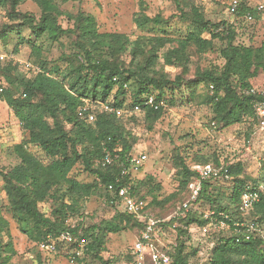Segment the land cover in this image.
Here are the masks:
<instances>
[{
  "label": "trees",
  "instance_id": "obj_1",
  "mask_svg": "<svg viewBox=\"0 0 264 264\" xmlns=\"http://www.w3.org/2000/svg\"><path fill=\"white\" fill-rule=\"evenodd\" d=\"M25 1L0 0V5H8L16 16L23 19L25 25L33 29L38 38L46 36L58 42L61 36L66 35L74 39L70 54L63 52L55 62L46 63L41 69L35 68L32 70L33 77L23 79L18 84L22 87L20 96H15L13 90L8 89L0 97L29 133L26 144L20 143L14 147L18 163L7 172L0 171V176L13 217L18 221L21 232L35 244L39 253L69 257L75 251V245L62 242L61 237L70 233L85 242L83 255L75 253V264H87L90 257L101 264H111L103 258L108 230L103 229L101 224L89 223L94 221L97 214L83 212L80 204L81 199L88 200L97 191L103 192L105 211L110 215L108 220L103 221L125 222L129 228L137 231V239L146 226L147 215L159 220L154 213L159 215V209L171 204L178 194L163 200L153 198L147 201L143 191L144 182L137 178L138 174L121 177V163L125 164L130 153L140 150L134 147L131 135L117 123L118 116L93 109L96 119L89 122L86 113L81 116L82 109L88 102L92 107L102 103L122 109L125 93L134 81L137 90L133 95V106L142 110L149 129H153L170 103L165 98L166 88L171 86L178 89L185 82L181 75L170 80L157 72L162 51L168 49L163 56L166 67L184 70L190 63V47L194 46L197 53L203 54L208 50L214 51L215 44L220 43L222 47L219 53L224 60L223 66L199 71L196 75V81L204 84L209 91L201 104L210 105L214 109V121L220 123L221 128L248 122L251 132L242 149L223 148L214 152L211 158L203 156L199 159V165L229 170L228 181L204 183L200 201L203 207L226 213L230 220L227 221V229L217 231L210 226L209 233L203 235L213 244V248L207 262L196 264H264V176L263 179L253 178L246 169V155L250 152L246 147L254 129L260 128L254 102L264 100L250 94L254 88L251 81L258 77L261 70L264 72V42L258 47L236 44L237 31L232 24L228 21L212 23L206 20L200 7L193 5L186 10L184 0H174L180 17L199 27L206 34L205 37L190 33L184 39L164 35L140 36L132 40L126 34L101 32L94 17L83 11L75 14L65 12L57 0H36L41 10V17L37 21L29 13L16 12L17 7ZM81 1L62 0L63 3ZM263 11L253 8L248 0H241L240 6L233 13L237 19L249 21V15L254 19ZM61 17H65L72 26L65 29L60 22ZM135 23L138 29H144L152 25L160 27L166 22L161 16L150 18L137 14ZM4 31L0 32V40L8 37ZM129 57L131 59L127 62L126 58ZM6 71L10 69L6 68ZM8 80L14 85L10 78ZM151 96L159 106L158 109L144 104ZM195 97L192 99L195 100ZM27 145L40 149L49 160L48 163L39 160L28 150ZM105 146L118 153L120 160L102 168L97 161L103 156ZM203 161L207 163L201 164ZM78 165L94 177L92 183H81L70 178ZM193 166L181 158L177 179L178 192H184V198L179 206L190 197L189 186L197 176ZM258 170L259 174L264 175V162L259 164ZM128 185L131 186V196L147 201L140 214H130L122 209L120 191ZM249 185L260 190L262 202L245 216L240 210L241 196ZM48 200L52 201L50 216L40 210V204ZM69 218L78 222L76 229L67 223ZM159 221L165 226H172L176 220ZM243 221L256 222L258 228L251 240L236 242L234 223ZM208 225L209 222L196 210L178 220L175 235L177 247L171 252L172 264H192L200 251L191 244L189 230L198 228L201 232ZM8 229L9 222L0 207V264H9L14 255L12 246L2 241V235ZM48 237L57 242L56 252L40 249L41 242L48 240ZM146 264L153 262L147 258Z\"/></svg>",
  "mask_w": 264,
  "mask_h": 264
},
{
  "label": "rangeland",
  "instance_id": "obj_2",
  "mask_svg": "<svg viewBox=\"0 0 264 264\" xmlns=\"http://www.w3.org/2000/svg\"><path fill=\"white\" fill-rule=\"evenodd\" d=\"M62 9L68 13L83 11L86 15L94 17L101 32L121 33L136 40L140 36H168L171 38H186L190 33L197 37H205L206 34L194 24L184 21L180 17L178 6L174 0H82L81 2L63 3L57 0ZM233 0H184L186 10L191 6H197L205 13L206 20L212 23L228 21L237 31L236 44L260 46L264 42V11L257 14L252 21L237 19L234 15L231 3ZM253 8L264 4V0H248ZM17 13L31 14L37 21L41 17V10L36 0H26L16 9ZM137 14L150 18L161 16L166 22L160 27L149 26L138 29L135 23ZM60 22L66 29L72 26L65 17ZM8 34L4 40H0V56H6L7 61L0 64V77L6 84V90L12 89L15 96H20L22 87L18 84L27 78L34 76L33 71L25 68L26 63L41 69L49 62H55L62 53L70 54L73 36H61L58 42L49 40L46 36L36 37L33 29L23 23V19L16 16L8 5H0V32ZM214 51L208 50L199 54L194 46L189 49L190 63L183 68L166 67L163 56L168 49L161 53L156 70L170 80H175L181 75L185 82L181 88L167 87L165 98L169 104L162 117L155 123L153 129H149V123L140 108L134 105L133 95L137 90V84L132 81L129 91L125 93L122 115L117 123L129 133L134 142V147L146 152L149 159L144 168L138 173L137 178L143 180V191L147 201L157 198L163 200L172 194H178L176 200L168 204L160 213L154 216L159 220L169 221L184 198V192H178L177 173L181 158L188 165L199 163V159L211 158L214 152L221 149H242L244 141L251 132L250 123H241L229 128H221V124L214 121L215 111L210 105L201 104L204 95L209 91L204 84L196 81L199 71L221 68L224 60L219 53L222 47L215 44ZM169 48V47H168ZM130 57L126 61H130ZM141 63V62H140ZM6 68L10 71H6ZM10 78L14 85L10 84ZM252 85L256 89L264 88V72L261 70L258 77L253 79ZM195 100H193V96ZM123 97H121L122 99ZM94 110L99 108L94 106ZM216 126H213V123ZM249 153L246 155V169L253 178H262L259 174V164L264 162V129L256 128L252 133ZM29 133L23 129L20 119L13 110L0 98V171L7 172L18 163L14 153V147L20 143H27ZM27 148L39 160L48 163L46 155L38 148L27 145ZM203 161L201 164H206ZM200 164V163H199ZM72 180L81 183H92L94 177L78 165L70 174ZM264 180V179H263ZM147 202L146 200H144ZM40 204V210L50 216L51 203ZM83 212L97 214L94 221L89 223L101 224L108 230L107 241L103 258L111 264H126L132 246L137 239V231L129 228L126 223L118 221L104 222L108 220L109 213L105 210L103 192H96L88 200L81 199ZM0 207L4 217L9 222V229L2 235V241L10 244L14 250L13 258L9 264H71L69 257L62 254L53 255L39 253L35 244L21 232L18 221L13 217L9 201L4 191V182L0 176ZM202 209H205L204 207ZM191 244L199 248V255L193 259L192 264L208 261L213 244L207 240L197 228H191ZM166 242V240H163ZM162 241V242H163ZM84 257V256H83ZM87 264H101L100 261L89 258Z\"/></svg>",
  "mask_w": 264,
  "mask_h": 264
},
{
  "label": "built area",
  "instance_id": "obj_3",
  "mask_svg": "<svg viewBox=\"0 0 264 264\" xmlns=\"http://www.w3.org/2000/svg\"><path fill=\"white\" fill-rule=\"evenodd\" d=\"M240 1L241 0L232 1V11H236L238 9V7L240 6ZM257 9L259 11H263L264 4L258 5ZM248 20L252 21L253 16L249 15ZM6 61V56H0V64ZM25 68L29 71L35 69V67L30 63H26ZM125 88H128V85H125ZM5 90V81L2 77H0V97L4 94ZM250 94L264 98V88H252L250 90ZM144 104L146 106H154L155 109L159 108V106L155 104V99L152 96L149 97ZM93 107L92 104L88 102L82 109L81 116L86 113V117L88 118L89 122H94L96 119V112L93 110ZM96 107H98L102 112L112 113L118 117L122 115L121 109L113 108L107 104L98 103ZM254 109L257 120L259 121V127L264 129V100H256L254 102ZM213 126H215L214 123ZM109 141H111L110 138ZM249 149L250 145L248 146V149L246 148V150L249 151ZM148 159L149 157L146 152L137 150L133 151L127 156L125 164L123 162L121 163V177L129 174H138L146 165ZM118 160H120V155L115 151L113 152L108 146H105L103 156L97 161V164L102 168H106L113 165ZM193 169L195 170L197 176L194 182L189 186L190 197L186 202H184L177 208L176 212L173 214V216H171V218H169L168 221L170 222L171 220H176L175 223L172 226H165L161 221L153 218V216L147 215L146 226L141 232L140 238L137 239L132 246L129 254L130 262L126 264H146L147 258H150L153 264H172L171 252H173L177 247L175 235L178 226V220L186 218L192 210L199 211L201 213V217L205 221L209 222L208 226H205L201 229L202 235H207L209 233L210 226H213L217 231H223L228 228L227 221L230 220V216L224 212L218 213L217 211L212 210L209 207H204L205 209H202L203 206L202 202L200 201V197L204 183L206 181L221 180L226 182L229 180V170L227 168L222 170L220 168H215L212 165L199 164L194 165ZM130 188L131 186L128 185L126 188H122L120 191V195L122 198V209L123 211L130 214H140L145 208L146 202L144 200H138L131 196V194L129 193ZM110 189H112V187H110ZM241 202L242 203L240 210L245 216H247L251 211H253L255 205L262 202V194L259 189L257 190L249 185L246 187L241 196ZM67 223L70 224V227L72 229H76L78 227V222L76 220H72L69 218L67 220ZM257 228L258 224L256 222L243 221L234 223V231L237 236L236 242L251 240L254 233L257 231ZM189 232L192 233L191 230H189ZM163 240H166V242H164ZM61 241L75 245V251H72L69 255L71 264H75V253L78 256L83 255L85 242L79 240L70 233L64 234L61 237ZM40 249L51 253L56 252L57 242L53 238L48 237V240L41 242Z\"/></svg>",
  "mask_w": 264,
  "mask_h": 264
}]
</instances>
